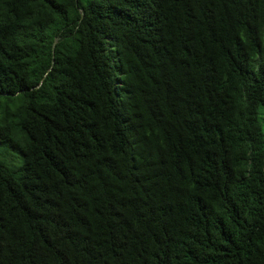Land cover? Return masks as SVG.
Here are the masks:
<instances>
[{
	"label": "trees",
	"instance_id": "trees-1",
	"mask_svg": "<svg viewBox=\"0 0 264 264\" xmlns=\"http://www.w3.org/2000/svg\"><path fill=\"white\" fill-rule=\"evenodd\" d=\"M263 115L264 0H0V264H264Z\"/></svg>",
	"mask_w": 264,
	"mask_h": 264
},
{
	"label": "water",
	"instance_id": "water-1",
	"mask_svg": "<svg viewBox=\"0 0 264 264\" xmlns=\"http://www.w3.org/2000/svg\"><path fill=\"white\" fill-rule=\"evenodd\" d=\"M56 39L53 40V43L55 42Z\"/></svg>",
	"mask_w": 264,
	"mask_h": 264
},
{
	"label": "rangeland",
	"instance_id": "rangeland-1",
	"mask_svg": "<svg viewBox=\"0 0 264 264\" xmlns=\"http://www.w3.org/2000/svg\"><path fill=\"white\" fill-rule=\"evenodd\" d=\"M263 117H264V115H263Z\"/></svg>",
	"mask_w": 264,
	"mask_h": 264
}]
</instances>
